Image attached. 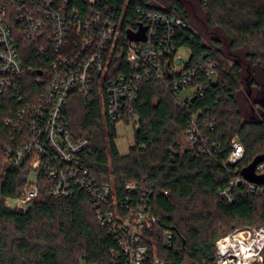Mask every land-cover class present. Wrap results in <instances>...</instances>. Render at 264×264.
Returning a JSON list of instances; mask_svg holds the SVG:
<instances>
[{"label":"trees","instance_id":"obj_1","mask_svg":"<svg viewBox=\"0 0 264 264\" xmlns=\"http://www.w3.org/2000/svg\"><path fill=\"white\" fill-rule=\"evenodd\" d=\"M81 13H100L121 25V41L108 71L99 76L92 93L74 92L62 112V122L75 138H87L84 165L96 180L114 189L122 213L145 204L157 221L145 230L152 238L145 264H216V241L240 226L264 223V193L246 185L233 188L227 202L218 190L264 154V107L259 105L258 74L264 75V0H63ZM163 1V0H161ZM167 10L184 20L174 33L177 47L191 51L190 64L211 57L218 63L217 82L206 81L203 95L187 107L177 105L171 86L154 77L141 82L138 99L124 123L134 126L127 154L118 150L117 122L110 121L102 104L99 84L129 68L126 49L129 32L136 33L140 10ZM14 22L17 46L27 66H43L36 41ZM171 59V58H169ZM44 67V66H43ZM38 72L28 76L33 90ZM169 80V78H167ZM247 91L246 98L243 97ZM262 96V95H261ZM251 101V104H248ZM259 114H258V113ZM197 113L203 150L192 143L187 129ZM0 129L11 131L3 125ZM234 138L245 147L243 158L227 163ZM32 165L8 166L0 173V264H108L119 249L117 234L99 219L95 203L84 189L55 197L52 177L41 169L40 197L27 208L10 207L7 198L20 196ZM125 182L137 185L128 190ZM106 203L103 208H111ZM171 235L170 243L166 241ZM263 261L256 264H264Z\"/></svg>","mask_w":264,"mask_h":264},{"label":"built area","instance_id":"obj_2","mask_svg":"<svg viewBox=\"0 0 264 264\" xmlns=\"http://www.w3.org/2000/svg\"><path fill=\"white\" fill-rule=\"evenodd\" d=\"M207 4L210 0H202ZM36 41V51L44 66H27L17 46L13 28ZM146 27L145 39L127 43L128 70L99 84L106 117L112 122H124L131 105L138 99L144 78L171 86L177 105L187 107L203 95L206 81H218V63L208 57L190 64V57L179 53L173 40L175 30L184 20L159 9H143L137 18ZM121 25L100 13H81L63 0H0V173L8 166L32 165L28 182L20 196L7 198L10 207L27 208L40 197L38 178L41 169L52 177L50 192L66 197L75 189L90 193L98 219L109 223L117 234L119 249L108 264H145L152 238L145 232L157 221L145 204L130 208L125 214L117 205L114 189L101 184L84 165L82 153L90 146L87 138H75L62 122V112L69 96L76 92L90 95L99 76L108 71L114 50L121 41ZM129 38V36H127ZM171 58V59H169ZM38 72L33 90L26 91L28 76ZM169 78V80L167 79ZM197 113L192 114L187 135L203 150ZM227 163L239 162L245 152L244 144L232 140ZM264 173V160L256 167ZM244 184L256 194L264 193V183L247 180L242 173L218 190L227 202H233V188ZM128 190L137 185L125 182ZM111 203V208H103ZM171 235L166 241L170 243ZM216 264H256L263 261L264 223L260 226L237 228L220 237L216 243ZM227 249L225 254L222 251ZM156 262V259H155Z\"/></svg>","mask_w":264,"mask_h":264},{"label":"rangeland","instance_id":"obj_3","mask_svg":"<svg viewBox=\"0 0 264 264\" xmlns=\"http://www.w3.org/2000/svg\"><path fill=\"white\" fill-rule=\"evenodd\" d=\"M90 1H94V0H90ZM153 2H155L159 5H162V6L167 5L164 0L163 1L153 0ZM179 53L183 56H189L191 51L187 47H181L179 50ZM258 80H259V83H258L259 87L258 88L253 87L251 89H252L253 93H257V91H259L260 97H259L258 102H259V105L261 107H264V75H262V73L258 74ZM247 95H248L247 91L244 90L243 97L246 98ZM248 104H251V101H248ZM116 127H117V133H118V137L116 139L118 150L121 154H127L130 150V147L133 145L134 126L132 123L126 124L124 122H119L116 124ZM0 200H1V197H0ZM6 201H5V203H6ZM241 227H243V226H240V228ZM230 232L223 234L222 236H225V235L229 234ZM216 243H217V241H216ZM81 264H85V263L82 262ZM156 264H166V263H164L163 261L161 262V259L159 257H157L156 258ZM183 264H195V263L193 261L187 259L183 262Z\"/></svg>","mask_w":264,"mask_h":264},{"label":"water","instance_id":"obj_4","mask_svg":"<svg viewBox=\"0 0 264 264\" xmlns=\"http://www.w3.org/2000/svg\"><path fill=\"white\" fill-rule=\"evenodd\" d=\"M145 31L146 27L140 26L139 32L133 33L129 32L128 35L131 39L139 40V39H145ZM264 160V154L258 155L254 158V160L245 166L241 173L242 175L249 180L250 182H255V183H264V173L263 174H258L256 172V167L259 163H261ZM227 249H224L222 251V254H225Z\"/></svg>","mask_w":264,"mask_h":264}]
</instances>
